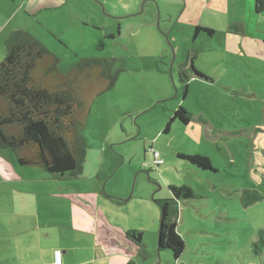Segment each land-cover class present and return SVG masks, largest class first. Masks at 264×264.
Returning <instances> with one entry per match:
<instances>
[{"label": "rangeland", "instance_id": "1", "mask_svg": "<svg viewBox=\"0 0 264 264\" xmlns=\"http://www.w3.org/2000/svg\"><path fill=\"white\" fill-rule=\"evenodd\" d=\"M58 1V5L63 1L60 9L46 7L48 12L31 19L17 11V26L31 29L58 58L61 73H68L78 58L100 57L113 59L110 73L116 78L113 87L92 103L81 131L86 140L82 173L60 183L80 196L91 195L96 213L74 211L78 227L66 224V234L80 230L81 238L87 237L81 244L88 248L97 221L125 233L146 232L143 247L156 258L155 264H168L171 252L158 251L161 208L154 200L172 197L166 185H187L194 196L175 199V232L183 244L178 264H260L251 242L264 229V200L243 207L240 196L244 188L264 189V69L240 44L239 51H233L230 42H224L225 36L234 34L224 26L227 17L228 22L236 19V0H217L221 14L214 9L212 19L218 23L199 9L205 0H113L124 13L109 16L102 13V0ZM197 23L204 31L193 46L208 55L193 65L212 83L195 74L186 78L177 73L178 63L173 64L176 42L193 40ZM102 24L115 39L105 38ZM207 29L215 31L209 43L203 42ZM164 46L167 52L159 53ZM258 51L253 49L252 56L258 57ZM3 58L4 52L0 62ZM210 70L212 78L204 74ZM97 74L91 72L90 78ZM104 82L91 89L104 90L112 80ZM180 106L191 115L189 122L174 120L162 133ZM153 151L163 160L158 167ZM195 154L207 157L211 169L193 166L179 156ZM58 208L63 211L66 206ZM84 255L82 251L74 259L82 262Z\"/></svg>", "mask_w": 264, "mask_h": 264}, {"label": "crops", "instance_id": "2", "mask_svg": "<svg viewBox=\"0 0 264 264\" xmlns=\"http://www.w3.org/2000/svg\"><path fill=\"white\" fill-rule=\"evenodd\" d=\"M236 2L237 5L234 4V8L237 7L236 19L228 22L227 17L224 26L225 31H233L234 34L231 37L225 36L224 42L226 43L225 40L229 41L233 51H239L237 44H240L249 59L264 69V0H260L261 7L259 9H256V0H236ZM58 3V0L49 2L47 0H0V56L3 52L5 54L7 40L16 30L25 31L42 44V41L31 29L17 26L15 19L17 11L22 10L23 16L31 19L32 16L44 10L48 12L50 8L46 7L56 6ZM101 3L102 13L105 15H108L107 13L114 15L124 13L118 1L102 0ZM217 5V0H205L201 2L199 9L202 13L210 14L209 19H212L214 9L215 13H220L217 11ZM62 6L63 1L56 7L60 9ZM151 14V12L146 13L148 17ZM212 21L218 23L217 19H212ZM198 23L194 25V31L195 27H200ZM261 24L262 27H260ZM93 25L98 24L94 22ZM101 26L106 39L111 41L116 38L108 27L104 24ZM200 32L203 31L193 33L191 41L183 39L185 43L176 42L177 48L172 50L173 64L174 62L178 63L177 73L183 74L184 72L186 78H190L192 75L195 78L193 73L195 70L203 72L193 65L198 57L205 58L208 55L207 51L193 46V41ZM205 34L203 42L209 43L213 39L215 31L212 30L211 34L205 32ZM102 45L104 44L101 42ZM253 49L259 50V58L252 56ZM166 52L167 47L164 46L159 53L165 54ZM178 56L179 60H177ZM212 71H207L204 74L212 78L210 74ZM199 80L214 82L213 79L199 78ZM252 81L257 82L254 79ZM0 158H3L0 159V264H53V253L56 250L61 251V264H113V261L116 264H137V259L142 264L156 263V258L142 245L146 232L143 233V236L140 233L142 240L136 243L130 239L129 235L137 232H121L118 228L109 224L106 226L101 221H97L98 229L91 234L93 243L88 248L81 244L87 241V237L81 238L80 230L75 235L66 234L64 231L65 228H68L65 226L66 224L72 222L78 227L79 218L74 215V211L85 212L87 210L96 213L91 195L80 196L76 191L73 192L60 184L76 177L53 178L43 168L20 166L8 150L0 151ZM91 171H93L92 168ZM95 202L98 203L97 198ZM59 205L66 206L65 210H60ZM102 224L106 229L101 230ZM84 232L86 231L84 230ZM148 233L149 241H151L154 230L151 229ZM82 251H85L82 262L76 261L74 258ZM169 252L171 251L169 250ZM181 255L175 259L172 254V258L167 260L168 264H178Z\"/></svg>", "mask_w": 264, "mask_h": 264}, {"label": "trees", "instance_id": "3", "mask_svg": "<svg viewBox=\"0 0 264 264\" xmlns=\"http://www.w3.org/2000/svg\"><path fill=\"white\" fill-rule=\"evenodd\" d=\"M256 2V9H259L261 2ZM199 31L204 30L195 27L194 33ZM205 32L211 34L212 30ZM7 42L0 62V151H10L18 165L43 168L53 178L77 177L86 153V140L81 131L86 127L94 100L113 87L116 79L110 73L113 59L78 58L68 73H61L58 58L25 31H14ZM40 64L42 71L36 73ZM93 71L98 72L95 79L90 78ZM193 73L202 78L196 71ZM106 79L112 83L104 90L91 89L92 84H100V81L104 84ZM190 117L182 106L178 107L168 117L162 133L169 131L172 121L187 124ZM154 152L157 151L152 152L153 163ZM157 154V159L162 162L154 163L155 167L163 163ZM179 156L193 166L211 169L205 156ZM166 187L174 198L154 200L161 208L158 249L170 250L176 259L183 252V244L179 238L178 246L170 247L166 242L167 226L177 218L175 199L194 195L187 185ZM262 200L264 189H242L240 201L243 207ZM251 252L259 258L260 264H264V229L256 232Z\"/></svg>", "mask_w": 264, "mask_h": 264}, {"label": "water", "instance_id": "4", "mask_svg": "<svg viewBox=\"0 0 264 264\" xmlns=\"http://www.w3.org/2000/svg\"><path fill=\"white\" fill-rule=\"evenodd\" d=\"M160 227H161V219H160ZM129 237L131 240H133L136 243H139L141 241V234L140 233L130 234ZM158 242H159V234H158ZM166 242L172 247L178 246L179 236L175 232V221L170 222L167 226Z\"/></svg>", "mask_w": 264, "mask_h": 264}, {"label": "built area", "instance_id": "5", "mask_svg": "<svg viewBox=\"0 0 264 264\" xmlns=\"http://www.w3.org/2000/svg\"><path fill=\"white\" fill-rule=\"evenodd\" d=\"M157 152L153 153L154 156V163L159 164L162 161L160 159H157ZM53 264H61V251L60 250H56L53 253Z\"/></svg>", "mask_w": 264, "mask_h": 264}, {"label": "flooded vegetation", "instance_id": "6", "mask_svg": "<svg viewBox=\"0 0 264 264\" xmlns=\"http://www.w3.org/2000/svg\"><path fill=\"white\" fill-rule=\"evenodd\" d=\"M183 75H184V72H183ZM170 247H172V246H170Z\"/></svg>", "mask_w": 264, "mask_h": 264}]
</instances>
